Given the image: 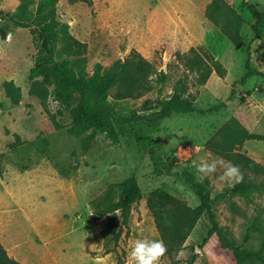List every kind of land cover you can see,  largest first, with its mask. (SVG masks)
I'll return each mask as SVG.
<instances>
[{
  "label": "rangeland",
  "instance_id": "1",
  "mask_svg": "<svg viewBox=\"0 0 264 264\" xmlns=\"http://www.w3.org/2000/svg\"><path fill=\"white\" fill-rule=\"evenodd\" d=\"M22 2L0 0V242L8 253L22 264H96L97 257L105 264H130L136 240H163L147 195L154 192L168 203L197 207L203 185L211 193L218 222L234 242L264 257V194L232 196V187L220 180L222 167L203 181L193 167L201 160L228 161L206 142L231 117L251 132H264V76L235 84L234 99L218 112L152 120L159 99L176 87H183L185 95L194 93L200 108L227 100L233 82L246 72L248 52L251 67L264 74V20L256 36V18L247 8L254 3L264 11V0H59L58 18L87 44L83 57L89 74L96 65L107 69L133 51L167 73L164 83L151 73L149 88L138 98H117V89L103 106L80 97L83 110L77 123L54 97L51 84L43 82L45 98L32 86L29 73L38 46L31 28L15 23L10 14L32 16L38 0H30L27 9ZM239 17L241 47L232 42ZM9 33L11 42L6 40ZM193 47L209 53L210 63L218 62L225 76L214 71L199 84V74L178 58ZM10 80L21 88L17 104L6 94L4 83ZM146 100L150 107L143 109ZM241 150L264 164L263 140H247ZM151 151L173 161L171 169L156 173ZM132 175L144 196L132 204L127 223L115 219L122 235L115 251L104 254L102 219L95 217L93 201L110 191L119 199ZM232 201L240 212L231 210ZM210 226L208 216L201 215L183 248L164 255L159 264H189L192 258V264H237ZM249 264L264 263L255 256Z\"/></svg>",
  "mask_w": 264,
  "mask_h": 264
},
{
  "label": "trees",
  "instance_id": "2",
  "mask_svg": "<svg viewBox=\"0 0 264 264\" xmlns=\"http://www.w3.org/2000/svg\"><path fill=\"white\" fill-rule=\"evenodd\" d=\"M58 1L38 0L34 15L23 17L16 11L10 14V17L20 26L31 28L33 39L38 46L35 63L29 73V78L33 82L32 86L36 88V94L45 98L48 95V88L43 82L51 84L54 97L70 110L73 123H77L81 119L83 104L80 97L93 98L103 106L112 96L114 89H117L115 94L117 98L140 97L143 90L150 86L148 77L151 73L157 75L156 80L159 83L165 82L167 79L165 69L157 71L153 63L137 51H133L125 60H117L107 69L98 64L94 72L89 74L86 70V60L83 57L87 51V44L72 34L68 23L58 18ZM70 1L89 2V0ZM29 2L30 0H23L22 6L27 9ZM247 8L256 18L252 27L258 36L260 34L259 25L264 20V11L254 3H248ZM242 27L243 19L239 17L232 36V42L237 47L243 45ZM178 58L190 70L199 74V84L206 83L214 71L220 76H225V69L216 61L213 66L209 60L210 54L206 51L203 53L200 48L193 47L187 53H179ZM246 68L245 74L233 82V89L227 100L207 108H200L195 104L197 97L194 93L190 92L185 95L183 87H176L168 98L159 99L160 108L155 111L152 120L169 118L176 113L208 114L218 112L228 105V101L234 99L235 84L244 85L254 75L264 76L261 71L251 67L249 52ZM4 87L11 100L16 104L19 103L22 95L21 88L11 80L5 81ZM142 107L143 109L149 108V101H144ZM247 140L264 141V132H251L240 120L231 117L206 142V147L211 152L239 165L244 174L243 182L232 187V196L264 194V164L241 150ZM151 158L154 171L158 174L170 170L174 164L173 161L169 162L168 158L166 159L157 151H151ZM184 174L193 178L188 172H184ZM199 187L201 202L197 207L183 203H168L154 192L147 195V206L154 216L156 226L161 231L163 241L167 246L165 255L177 254L183 248L197 219L206 214L211 224L210 233L217 236L223 249L233 252L237 264H249V261L255 256L264 263V257L260 253H255L234 242L230 231L217 220L210 191L203 185ZM143 196L137 177L132 175L124 183L119 199L115 198L112 191L94 199L95 217L102 219L98 224L104 234V254L115 251L122 235V228L117 226L115 219L122 217L123 222L127 223L131 215L132 204ZM230 207L233 212H240V207L235 202L232 201ZM194 260L195 258H192L189 264H192ZM0 264L22 263L12 257L0 242Z\"/></svg>",
  "mask_w": 264,
  "mask_h": 264
},
{
  "label": "clouds",
  "instance_id": "3",
  "mask_svg": "<svg viewBox=\"0 0 264 264\" xmlns=\"http://www.w3.org/2000/svg\"><path fill=\"white\" fill-rule=\"evenodd\" d=\"M12 36L9 33L6 37L7 42H11ZM222 167L223 172L220 180L226 182L230 187L243 182L244 174L239 165L226 161L223 158H217L211 162L201 160L200 163L193 162L197 179L203 181L209 175L216 172L217 168ZM167 246L162 239L150 240L148 238L138 239L134 242L130 256V264H159L161 258L166 254ZM96 264H105V259L97 257Z\"/></svg>",
  "mask_w": 264,
  "mask_h": 264
}]
</instances>
